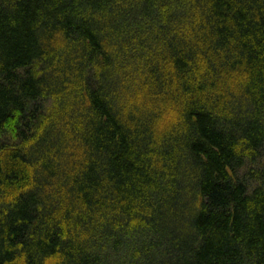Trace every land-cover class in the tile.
<instances>
[{"label":"trees","instance_id":"1","mask_svg":"<svg viewBox=\"0 0 264 264\" xmlns=\"http://www.w3.org/2000/svg\"><path fill=\"white\" fill-rule=\"evenodd\" d=\"M0 264H264V0H0Z\"/></svg>","mask_w":264,"mask_h":264}]
</instances>
